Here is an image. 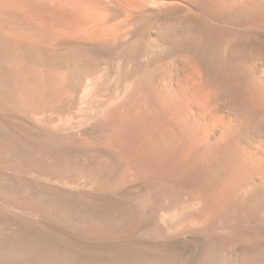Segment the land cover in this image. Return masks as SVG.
<instances>
[{"label": "bare ground", "instance_id": "bare-ground-1", "mask_svg": "<svg viewBox=\"0 0 264 264\" xmlns=\"http://www.w3.org/2000/svg\"><path fill=\"white\" fill-rule=\"evenodd\" d=\"M0 264H264V0H0Z\"/></svg>", "mask_w": 264, "mask_h": 264}, {"label": "rangeland", "instance_id": "rangeland-1", "mask_svg": "<svg viewBox=\"0 0 264 264\" xmlns=\"http://www.w3.org/2000/svg\"><path fill=\"white\" fill-rule=\"evenodd\" d=\"M145 158H150V156L148 155V154H146V153H144L143 155H141V157L139 158L140 160H139V162H138V164H139V167L140 166H142V168H143V166H145L144 165V162H143V160L145 159ZM143 164V165H142ZM165 168L164 167H162V168H160V172L161 173H164L165 172ZM192 174V171L191 172H188L187 174H186V176L184 177V180L186 181V182H188L189 181V183H187V184H191L192 182H193V180H194V174ZM190 175V176H189ZM188 180V181H187Z\"/></svg>", "mask_w": 264, "mask_h": 264}]
</instances>
